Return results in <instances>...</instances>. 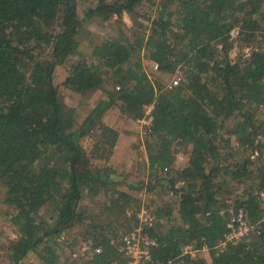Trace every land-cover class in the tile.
<instances>
[{"label":"trees","instance_id":"trees-1","mask_svg":"<svg viewBox=\"0 0 264 264\" xmlns=\"http://www.w3.org/2000/svg\"><path fill=\"white\" fill-rule=\"evenodd\" d=\"M146 1L0 0V185L3 203L15 210L13 264L31 253L58 264L57 240L78 226L86 230L83 241L101 249L87 264L126 261L120 242L139 227L141 202L119 189L107 165L120 138L103 119L113 108L149 121V182H127L129 191H166L177 202V210L173 202L157 206L154 226L143 228L155 243L146 264H193L186 246L209 250L210 264H264V118L257 115L264 113V0H160L148 34L137 22ZM126 15L138 29L124 28ZM94 21L116 22L117 35L94 46L93 62L78 59L83 24ZM235 30L254 49L234 62ZM143 53L162 73L181 71L180 83L150 80ZM58 68L66 70L63 87L84 106L102 92L81 123L79 108L60 97ZM87 137L94 138L90 152ZM232 137L243 148L239 160ZM176 143L191 146L184 168H177ZM245 180L251 183L243 189L232 186ZM101 194L110 222L83 205ZM239 214L251 231L229 241L228 225Z\"/></svg>","mask_w":264,"mask_h":264},{"label":"rangeland","instance_id":"rangeland-1","mask_svg":"<svg viewBox=\"0 0 264 264\" xmlns=\"http://www.w3.org/2000/svg\"><path fill=\"white\" fill-rule=\"evenodd\" d=\"M160 0H152L151 2H145L144 6L140 8L139 12L140 15L137 17V22L144 24L146 27L147 34L149 33V28L151 26V22L154 20L157 14L158 6ZM90 5V3H88ZM87 5L85 1H80L78 3V14L81 18H83V13L86 10ZM146 18H145V17ZM124 28H132L138 29V25L134 23V21L129 16H124ZM116 22L111 21L104 24H99L98 22L94 21L92 23H84L82 27V31L80 34V42L81 46L78 52V59L86 58L88 61L93 62L94 59L91 56L92 49L95 45L104 42L109 37H115L117 35ZM142 29V28H141ZM233 40V47L229 52L230 58L235 62L240 57H247L254 49L253 44H242L238 41V31L235 30L231 34ZM218 50L221 48L217 46ZM143 69L145 73L148 75L149 79L156 82L160 81L167 88L177 86L175 82L180 83L183 77V73L181 71L175 73L174 75H169L160 72L159 70L155 69V63L149 60L147 57H144V53L141 54ZM66 77V70L63 68H58L57 72L55 73L54 79L55 84L59 87L60 90V97L65 102V104L69 108H79V116L77 118V122L81 123L87 116L91 107L95 105V103L102 97V92L97 91L94 93L92 98L88 101L89 104L84 106L81 101V97L78 94L70 91L63 87V82ZM153 107L148 106L146 107V116H149ZM258 116L261 119L264 118V113L259 111ZM106 124L117 130L120 134V138L114 150L113 156L108 161L107 165L111 167L115 174L113 175L116 180L121 184L119 186L120 190L129 192L130 195L134 198H138L141 202V209L138 213V224L139 227H142L144 224L143 219L144 217H149V227L154 226L155 217L152 212L156 209L157 206H161L165 203H174V208L177 210V202L176 199L173 197L171 193H167L166 191H160L154 194H147L145 191H129L126 184L127 182L130 183H137L141 182H149V166H148V156L146 150V137H145V125L149 124L148 119L142 120L140 122L128 120L121 114L118 108H113L108 111L103 118ZM231 125V123H229ZM226 138L229 135H225ZM264 142V138H260ZM232 150L234 152H238L237 159L241 158L240 151L243 150L239 148V145L236 141L235 137H232ZM83 146L85 149L90 152L93 149L94 145V138L87 137L82 141ZM174 152L176 155V164L177 168H184L188 166L191 146H185L182 144L176 143L174 146ZM251 154L250 151H244L243 155ZM257 153L252 157L255 159L257 157ZM95 165H103L102 162L99 160L94 161ZM256 179V178H254ZM256 181V180H254ZM251 183L250 181L245 180L242 185L237 186L234 183L232 186L238 187L239 190L243 189L245 184ZM5 199V191L3 187L0 185V264H13L11 262L8 247L10 242L16 241L18 239V234L16 229L13 227L11 223V215L15 213V210L11 209L9 206L3 203ZM83 205L91 211L92 217H101L100 220L105 222L110 218L108 214H105L104 206L106 200L104 195H98V197H86L83 201ZM93 212V214H92ZM147 213V216L144 213ZM177 211H175L176 213ZM44 214V213H43ZM144 216V217H142ZM177 217V215H176ZM50 218V217H49ZM235 219V216L231 219V221ZM49 224H52L51 219L48 220ZM230 221V222H231ZM138 227V228H139ZM136 230V229H135ZM134 230V231H135ZM133 231V232H134ZM251 229L249 228L247 231L245 230H236L232 235L229 237V241H240L242 237L248 235ZM131 232V233H133ZM129 233L128 235H130ZM86 235V230L83 229L82 226H78L73 228L70 231H67L62 234L61 237L57 240L58 244V253L60 256V260L58 264H87L89 260L92 259L93 251L87 252L84 254L83 246L85 245V241H83V237ZM126 235V236H128ZM125 236V237H126ZM124 238V237H123ZM123 238L120 242L122 244ZM117 242V240H115ZM118 243V242H117ZM224 246H222L223 248ZM193 254L191 255L193 259H195V263L193 264H210L212 260L211 254L209 250H200L197 251L192 246ZM75 253V256H74ZM23 264H43L38 256L34 253H31L26 261Z\"/></svg>","mask_w":264,"mask_h":264},{"label":"built area","instance_id":"built-area-1","mask_svg":"<svg viewBox=\"0 0 264 264\" xmlns=\"http://www.w3.org/2000/svg\"><path fill=\"white\" fill-rule=\"evenodd\" d=\"M155 69L158 70L159 66L155 64ZM175 85H178V82H175ZM144 215L147 216L145 212ZM144 217V216H142ZM144 224L142 227L137 228L133 233L123 238L122 244L120 245V251L124 254L126 261L121 263H112V264H146L151 258V248L155 244L147 235L144 234L143 228L148 226L150 218L144 217ZM228 227L234 233L237 229L247 231L250 227L246 220L244 219L243 214H239L235 219H233ZM231 233V235H232ZM230 235V236H231ZM111 243L114 245L116 241L112 239ZM94 251L93 254H100L101 249H92V243H85L83 246V252ZM184 254L192 255L193 249L192 246H186L184 248ZM75 256V253H74Z\"/></svg>","mask_w":264,"mask_h":264}]
</instances>
